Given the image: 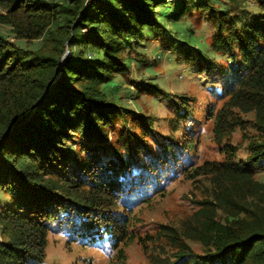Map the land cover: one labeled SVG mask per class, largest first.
<instances>
[{
    "label": "trees",
    "instance_id": "obj_1",
    "mask_svg": "<svg viewBox=\"0 0 264 264\" xmlns=\"http://www.w3.org/2000/svg\"><path fill=\"white\" fill-rule=\"evenodd\" d=\"M165 18L192 21L201 47ZM0 25L42 41L30 52L0 33V264H46L62 226L110 241L114 264H264V0H0ZM152 44L214 82L201 107L150 81L140 111L122 103L131 64L157 66ZM174 194L183 216L148 232ZM132 246L143 261L126 262Z\"/></svg>",
    "mask_w": 264,
    "mask_h": 264
},
{
    "label": "rangeland",
    "instance_id": "obj_2",
    "mask_svg": "<svg viewBox=\"0 0 264 264\" xmlns=\"http://www.w3.org/2000/svg\"><path fill=\"white\" fill-rule=\"evenodd\" d=\"M176 1V0H172ZM171 9L162 11L166 16L171 15ZM161 12V14H162ZM167 19V28L169 30H175L186 34L188 31H192V37L190 44L195 47H201L202 43L199 44V36H202V30L198 29L192 21H182L181 23L174 25L169 18ZM0 33L8 38L10 42H13L17 47L28 50L30 52L39 49L41 40L36 41H25L16 39L11 31V28L5 25H0ZM170 37L172 35L168 34ZM203 37V36H202ZM69 50L66 47L63 55L68 56ZM147 53L157 66L150 64L146 65V68H142L143 74L140 77L139 72L136 71L134 63L131 64V77L137 80L136 83L129 85L122 84L120 92H123L125 99L122 103L132 106L136 111L141 109L135 105L134 94L136 92V86L144 81V83L153 82L169 92H190L198 101V107L203 105L207 95L209 94V87L214 85V82L210 80L208 75L200 77V74L193 73V68L186 67L182 62H174L172 65H166V59L170 57L174 61L171 53L159 50L155 44H152L151 48L147 49ZM62 55V56H63ZM172 56V57H171ZM65 58V60H66ZM61 62V61H60ZM65 61L63 62V64ZM62 65V64H61ZM62 67V66H60ZM61 72V68L60 71ZM60 74V73H59ZM148 76L150 78H148ZM161 98L149 97L145 99L148 108L152 113L157 115H163V104L164 101ZM200 112L198 108L196 115L191 118L192 125L191 129H195L197 136L201 138L203 144H209V141L205 138L204 134V120L197 116ZM243 150L239 151L242 154ZM222 156L220 155V158ZM205 159L203 157H195L190 162L202 163ZM186 192V185L180 184L175 187V191ZM187 206L186 201L183 200L181 194H174L172 197L162 199L154 209L147 213L144 218V228L148 232H153L155 224L153 219L167 221L170 219H180L181 215L176 210L177 204ZM88 236L81 233L78 230H69L66 226L60 228H54L48 234V243L46 246V264H114L115 256L111 249V242L105 240H96L91 243H87ZM127 258L126 262H140L143 261V256L139 253L136 246L128 247L126 250Z\"/></svg>",
    "mask_w": 264,
    "mask_h": 264
},
{
    "label": "water",
    "instance_id": "obj_3",
    "mask_svg": "<svg viewBox=\"0 0 264 264\" xmlns=\"http://www.w3.org/2000/svg\"><path fill=\"white\" fill-rule=\"evenodd\" d=\"M62 58H64V60H65L66 55H63ZM62 58H61L60 66H61V64H62ZM60 66H59V71H60V68H61Z\"/></svg>",
    "mask_w": 264,
    "mask_h": 264
},
{
    "label": "bare ground",
    "instance_id": "obj_4",
    "mask_svg": "<svg viewBox=\"0 0 264 264\" xmlns=\"http://www.w3.org/2000/svg\"><path fill=\"white\" fill-rule=\"evenodd\" d=\"M64 61H65L64 58H62V64H63Z\"/></svg>",
    "mask_w": 264,
    "mask_h": 264
}]
</instances>
